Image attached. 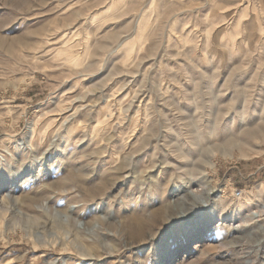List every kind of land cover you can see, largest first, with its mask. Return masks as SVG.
<instances>
[{
  "label": "rangeland",
  "instance_id": "rangeland-1",
  "mask_svg": "<svg viewBox=\"0 0 264 264\" xmlns=\"http://www.w3.org/2000/svg\"><path fill=\"white\" fill-rule=\"evenodd\" d=\"M0 264H264V0H0Z\"/></svg>",
  "mask_w": 264,
  "mask_h": 264
},
{
  "label": "bare ground",
  "instance_id": "bare-ground-1",
  "mask_svg": "<svg viewBox=\"0 0 264 264\" xmlns=\"http://www.w3.org/2000/svg\"><path fill=\"white\" fill-rule=\"evenodd\" d=\"M111 38H112V37H111ZM101 42H102V41H101ZM101 42L98 41V45H99V44H100V45L103 44V42H102V43H101ZM105 45H106V44H105ZM101 46H102V45H101ZM102 47H103V46H102ZM99 48H100V47H99ZM59 52H60V51H59ZM240 127H241V125H240ZM258 130H259V128H258ZM251 132H252V133H250V135L253 134V133H255V135H257L255 131L253 132V131L251 130ZM259 132H260V131H259ZM248 134H249V132H248ZM248 134H246V136H247ZM253 136H254V135H253ZM224 149H225V148H224ZM228 154H229V153H228ZM223 156H227V154H226V155H223ZM231 156H232V155H231ZM227 157H228V156H227Z\"/></svg>",
  "mask_w": 264,
  "mask_h": 264
},
{
  "label": "built area",
  "instance_id": "built-area-1",
  "mask_svg": "<svg viewBox=\"0 0 264 264\" xmlns=\"http://www.w3.org/2000/svg\"><path fill=\"white\" fill-rule=\"evenodd\" d=\"M238 194H239V192L237 191V192H236V195H238Z\"/></svg>",
  "mask_w": 264,
  "mask_h": 264
}]
</instances>
